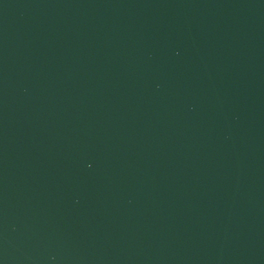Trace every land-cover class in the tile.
I'll list each match as a JSON object with an SVG mask.
<instances>
[{
    "label": "water",
    "instance_id": "95a60500",
    "mask_svg": "<svg viewBox=\"0 0 264 264\" xmlns=\"http://www.w3.org/2000/svg\"><path fill=\"white\" fill-rule=\"evenodd\" d=\"M0 264H264V0H0Z\"/></svg>",
    "mask_w": 264,
    "mask_h": 264
}]
</instances>
